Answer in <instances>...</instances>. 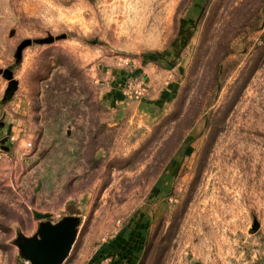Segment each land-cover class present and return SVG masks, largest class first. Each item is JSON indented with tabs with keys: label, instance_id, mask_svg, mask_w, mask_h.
<instances>
[{
	"label": "rangeland",
	"instance_id": "obj_1",
	"mask_svg": "<svg viewBox=\"0 0 264 264\" xmlns=\"http://www.w3.org/2000/svg\"><path fill=\"white\" fill-rule=\"evenodd\" d=\"M64 220L61 264H264V0H0V264Z\"/></svg>",
	"mask_w": 264,
	"mask_h": 264
},
{
	"label": "water",
	"instance_id": "obj_2",
	"mask_svg": "<svg viewBox=\"0 0 264 264\" xmlns=\"http://www.w3.org/2000/svg\"><path fill=\"white\" fill-rule=\"evenodd\" d=\"M73 227V223L68 220L56 225L43 224L40 239H29L21 249L23 256L31 264H61L74 240Z\"/></svg>",
	"mask_w": 264,
	"mask_h": 264
},
{
	"label": "crops",
	"instance_id": "obj_3",
	"mask_svg": "<svg viewBox=\"0 0 264 264\" xmlns=\"http://www.w3.org/2000/svg\"><path fill=\"white\" fill-rule=\"evenodd\" d=\"M122 77H124V76H121V78H120V80L119 79H117L115 82L113 81V80H111V83H112V86H110V88H106V89H103V93H104V99L106 100V99H108L109 97L111 98V100H109V102H107L106 104H107V106L108 107H110L112 110L115 108V106H117V105H119L120 107L121 106H123V101L122 100H124V98L122 97V95H121V93H120V86H121V84H122ZM118 88V89H117ZM108 95H110V96H108ZM109 98V99H110ZM117 100L120 102H117ZM9 107H12V108H15V107H17L16 106V103L13 101V100H10V102H9ZM10 113H9V116L7 117V119H9L10 118ZM10 121L8 120L7 121V123L5 124V126L3 127L4 128V130H5V132L8 134L9 133V131L12 129V126L10 125ZM116 247V246H115ZM115 247L114 246H111V248H112V250L111 249H109V251H106V253H108V254H106L108 257H103L102 258V260L101 261H96L95 262V264H111V262H112V259L111 258H117V257H119L120 255H121V253L124 251V250H121L122 248H118V250H117V248L115 249ZM122 247V246H121ZM107 248V247H106ZM106 248H103L104 249V251H105V249ZM128 251V250H127ZM126 251V252H127ZM103 256H105V255H103ZM131 256V255H130ZM131 257H133V256H131ZM131 257H130V259H131ZM136 257V256H135ZM129 258L127 259L128 261L130 260ZM137 259V258H136ZM135 259V260H136ZM120 260L121 259H119V260H115L114 261V263L113 264H134V260L132 259V260H130V262H128V261H126L125 263H119L120 262ZM105 261H107L106 263H105ZM103 262V263H102Z\"/></svg>",
	"mask_w": 264,
	"mask_h": 264
},
{
	"label": "built area",
	"instance_id": "obj_4",
	"mask_svg": "<svg viewBox=\"0 0 264 264\" xmlns=\"http://www.w3.org/2000/svg\"><path fill=\"white\" fill-rule=\"evenodd\" d=\"M146 92V82L139 78H128L120 88V93L124 99L139 101ZM107 261H105L106 263Z\"/></svg>",
	"mask_w": 264,
	"mask_h": 264
}]
</instances>
